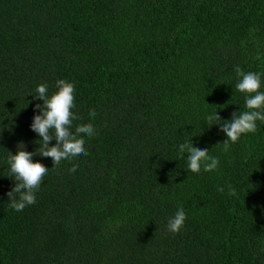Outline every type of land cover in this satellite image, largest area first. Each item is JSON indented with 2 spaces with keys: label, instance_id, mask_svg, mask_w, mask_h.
Returning <instances> with one entry per match:
<instances>
[{
  "label": "trees",
  "instance_id": "16d2710c",
  "mask_svg": "<svg viewBox=\"0 0 264 264\" xmlns=\"http://www.w3.org/2000/svg\"><path fill=\"white\" fill-rule=\"evenodd\" d=\"M238 68L264 73V0H0V264H264V124L224 152L205 122L244 110ZM61 78L96 134L59 167L35 156L17 212L9 151L38 147L30 92ZM190 135L218 169H186Z\"/></svg>",
  "mask_w": 264,
  "mask_h": 264
},
{
  "label": "clouds",
  "instance_id": "9594fccd",
  "mask_svg": "<svg viewBox=\"0 0 264 264\" xmlns=\"http://www.w3.org/2000/svg\"><path fill=\"white\" fill-rule=\"evenodd\" d=\"M237 82L235 90L244 97V110L233 112L230 119H222L218 111L206 114L205 122L211 128L218 125L226 139L221 142L223 151L228 152L231 146L237 143L242 135L255 133L261 124H264V73L237 69ZM75 84L64 78L58 79L55 91L49 94L46 83L36 86L34 99L42 100L35 105L30 128L38 139V147L35 151L26 150L23 143L18 146L15 153L8 156V177L15 180L12 189L7 193L9 204L17 212L23 211L27 206L36 203V193L39 190L44 176L49 168L35 156L50 157L53 167H59L64 161H74L87 155L85 138L93 137L96 132L94 125H76L73 131V123L78 119L74 111L76 107ZM96 116L90 113L89 118ZM259 122V124H258ZM190 135L188 139L179 143L177 151L180 155H187V170L193 173L203 171L211 172L218 169L219 157L210 155L209 149L198 147L193 143ZM55 140L54 144H50ZM20 144V145H21ZM52 167V168H53ZM78 168L70 169L75 175ZM220 191H224L223 188ZM187 214L183 208H179L175 215L170 217L167 223L169 232L178 233L185 224Z\"/></svg>",
  "mask_w": 264,
  "mask_h": 264
}]
</instances>
